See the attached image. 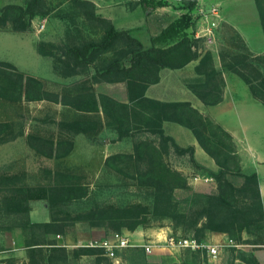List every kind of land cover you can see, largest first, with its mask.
<instances>
[{
  "label": "trees",
  "instance_id": "16d2710c",
  "mask_svg": "<svg viewBox=\"0 0 264 264\" xmlns=\"http://www.w3.org/2000/svg\"><path fill=\"white\" fill-rule=\"evenodd\" d=\"M81 8L82 17L91 23L101 26V34L97 39H87L81 43L58 46L59 53L53 54L45 47H53L51 43L40 42L36 52L43 56H51L61 64L57 72L63 77L82 73L93 67L94 82H123L126 100L119 101L102 92H94L91 88L68 93H55L44 87L41 79L18 71L7 61H0V98L8 101H40L47 100L66 105L79 113L77 118L68 122H58L62 128L74 133L90 135L100 128V121L90 114L102 115L105 122L112 126L116 138L128 137L132 132L144 131L157 135L164 141H170L175 153H186L192 161V146L179 147L170 136L164 135L162 122H174L188 129L198 146L217 166V171L206 170L207 175L216 181V193L206 196L207 205L193 210L190 215L180 213L177 217L185 219L184 230H190L192 238L197 242L205 239L206 232H222L234 244L264 245V221L261 201L254 172L243 173L239 169V157L230 134L218 124L204 117L187 101H160L144 95L147 86L158 81L161 68L177 69L186 63L197 60L193 70L197 77L186 79V87L204 104L215 105L221 101L223 79L221 69L210 65L212 56L209 52L200 53L196 41L201 37H189L182 33L188 25L186 13L168 23L157 35L149 36L150 45L144 47L132 36L131 29H121L95 11L90 0H72ZM262 0H254L264 38V12ZM183 7L190 11L195 0H181ZM165 4V3H164ZM47 9L44 0H26L23 5L16 3L0 4V27L9 25L13 31L24 32L34 17H44ZM159 40L163 44H156ZM160 43V42H159ZM108 54L104 63L96 66L101 56ZM258 55H264L258 54ZM209 62V63H208ZM208 63L209 66L206 67ZM227 70L243 78L232 65H223ZM210 78H216L221 86L199 91L198 86ZM251 96L255 98V86L244 81ZM204 86V85H203ZM264 90V77L259 74L258 83ZM212 93V94H211ZM264 107V97H260ZM88 114V115H87ZM27 142L37 141L33 149L44 157H63L72 148L68 139H43L34 134L26 135ZM62 146L60 150V146ZM64 147V148H63ZM104 166L117 174L133 179L138 186L153 189L152 214L157 216L174 215V202L171 191L186 186V179L180 171L170 168L163 159V152L153 142L140 138L132 142L131 152H116L104 158ZM140 167L131 171L132 165ZM197 168L201 165L195 163ZM225 174H236L243 182L233 185L225 178ZM15 175H0V189L4 190L5 207L9 213L18 216L20 223L14 226L0 225V233L18 227L36 230L40 234H64L74 223H85L90 228H101L105 231L121 233V230L132 232L138 226H144L149 220V207L139 202L124 206L105 204L84 211L70 213L60 209L61 205L82 198L85 189L74 184H51L26 186L17 185ZM246 200L244 205H237V195ZM44 200L49 211V221L29 222L27 214L29 201ZM246 232L253 237H242ZM41 239V238H40ZM40 239H24L27 244H38ZM44 239V238H42ZM41 239V240H42ZM29 251L32 252V249ZM79 254H101V249L81 247ZM245 264H259L249 254L242 253ZM0 264H13L11 259L0 260Z\"/></svg>",
  "mask_w": 264,
  "mask_h": 264
},
{
  "label": "rangeland",
  "instance_id": "374dc122",
  "mask_svg": "<svg viewBox=\"0 0 264 264\" xmlns=\"http://www.w3.org/2000/svg\"><path fill=\"white\" fill-rule=\"evenodd\" d=\"M157 1L174 3L176 5L173 6L174 9L184 8L181 0ZM236 1H240L237 6L229 5L232 9L229 11L231 22L241 30L252 48L259 47L262 51L259 49L256 50L258 52L250 51L231 23L218 20L212 34L197 40L196 44L200 53L209 52L211 56L215 57L219 64L216 69L226 70L232 73L235 79H239L238 82L234 81L233 85L230 84L232 85L230 86L231 91L236 93L235 106L239 114L237 115L233 108L225 104L218 106L199 104V106L205 112L201 113L204 117L219 126L221 125L218 121L225 122L229 126L233 125L235 131H238L235 125L238 117L247 127L246 134L250 144L255 147L256 152L260 151L264 156V107L260 101V97H264V90L257 86L259 74L264 77V55H258L264 53V38L254 1ZM25 2L26 0H0V4L23 5ZM99 2L107 3L109 0H99ZM260 3L264 12V0ZM44 4L47 15L42 18L34 17L26 31H13L9 25L0 27V61H7L13 64L18 71L41 79L45 89L51 92L73 93L84 88H91L94 92L106 93L116 100L125 101L126 92L123 82H105L103 80L94 82L93 67H88L80 74L63 77L57 72L62 67L59 62L51 56H43L36 52V46L40 42L53 44V47L46 46L45 48L53 54H58L60 51L58 46L81 43L87 39H97L102 32L101 26L88 22L82 17L81 8L72 0H44ZM129 8L110 6L100 8L98 12L101 15L108 14L117 27H137L130 30L132 36L136 37L144 47L149 46L150 38L145 32L147 19H145L144 8L142 9L140 5ZM196 10L197 8L194 7L186 12L187 10L184 8L177 12L180 16L186 13L185 16L188 17V25L182 33L189 37L193 36L192 31L198 20V16H194ZM156 44L163 43L159 40ZM107 56L108 54L101 56L95 65L104 63ZM208 63H205L206 67L209 66ZM212 63L213 60H210V65ZM223 65H232L233 69L242 74L243 78L227 70ZM172 73L176 78L181 72L172 70ZM245 80L255 86L256 95L255 98L251 96L253 100H250V103L245 101L246 93L251 95ZM217 86H221L220 82L216 78H210L197 88L199 91L209 88L216 91ZM78 116V112L60 103L47 100L12 102L0 98V175H15L18 179L17 185L74 184L81 186L85 189V195L82 198L66 202L60 207L61 210L70 213L105 204L115 206H124L134 202L146 204L150 211L149 220L144 226L134 229L140 232L144 243L155 239L157 233L192 238L190 230H184L185 219L183 220L177 215L185 213L188 216L194 209L197 210L201 206L207 205L206 196L216 193V181L207 175L206 170L216 172L217 166L213 165V168H207L201 165L202 168H197L194 159L190 161L186 153L182 155L175 153L169 140L164 141L157 135L148 132H132L128 137L117 139L114 129L105 122L100 113L89 115L100 121L98 131L90 135L74 133L57 124L58 122L71 121ZM172 125H174L172 133L179 144L187 143L189 137L193 139L188 129L175 123ZM177 127L181 130H177ZM163 133L169 136L164 131ZM27 134H34L53 141L68 139L72 141V148L63 157H44L33 149L34 146H37V141L27 142L25 138ZM140 138L148 139L159 146L167 165L180 171L186 179L185 187L175 188L171 191V198L174 202V215L172 216L152 214L153 189L151 187L138 186L133 179L117 174L104 166L103 161L106 156L116 152H131L132 142ZM172 141L174 142L173 139ZM62 146L65 147V145H61L60 150ZM139 167L135 164L128 169L134 171ZM239 169L243 173H250L243 171L240 164ZM260 175L262 176L261 172ZM206 178L208 179L206 180ZM225 178L235 186H239L243 182L236 174H225ZM5 193L0 189V225L11 227L20 221L17 215L9 213V207H5ZM242 197L241 193L237 195V205L239 206L246 202ZM77 223L81 227H88L85 223ZM22 232L27 239L45 237L36 230L24 229ZM111 232L113 231H109V233ZM125 232V230H121V234ZM208 235L209 232H206L202 242L208 243ZM241 235L243 238L253 237L246 232H242ZM152 252L153 255H164L163 259L169 264H201L204 259V256L199 252L168 246L162 248L160 243L152 249Z\"/></svg>",
  "mask_w": 264,
  "mask_h": 264
},
{
  "label": "crops",
  "instance_id": "0c3cea01",
  "mask_svg": "<svg viewBox=\"0 0 264 264\" xmlns=\"http://www.w3.org/2000/svg\"><path fill=\"white\" fill-rule=\"evenodd\" d=\"M90 1L94 4L96 13L102 17L108 18L115 27L117 26L115 25L114 20L108 14L101 15L100 12H98L100 11V8L121 6L124 9H128L129 7L133 8L140 5L142 9L144 8L146 13L145 19H147V27L145 32L148 37L157 35L168 23L178 19L180 15L177 12L184 9H174L173 6H176L174 3L164 4L157 0H109L107 3H101L99 0ZM239 3L240 1L235 2V0H197L194 7H196L197 10L206 9L211 4H217L218 9H221L219 13V21L231 23V26L245 41L248 49L252 52H258L256 50L259 49V47L257 49L252 48L241 30L230 20L231 17L229 16V11H232V9L229 5L234 4L237 6ZM197 10L194 16H197ZM195 24L194 30L192 31L193 36H195L198 20ZM117 28L136 29L137 27L126 26V28H124L122 26ZM259 51H262V49H259ZM212 60L214 68H217V66H219L218 61H216L213 56ZM196 63L197 60H192L177 69L161 68L158 71V81L147 86L144 95L148 98L160 101H187L200 113H205L199 106V104H204L186 87L185 82L186 78L197 77L193 70ZM184 69L187 70L182 71ZM172 70H177V72L181 73L174 78ZM221 77L223 79L221 101L215 105L218 106L220 104H225L226 106L233 108L238 115L239 112L235 106L236 93L231 91L230 86L233 85L232 83H234V81L238 82L239 79H235L232 73L226 70H221ZM251 98V95H247L246 93L245 101L250 103V100H253V98ZM206 115L217 121L215 118L209 116V114ZM173 123L174 122L163 121L161 124L163 131L174 140L177 146H192V157L197 164L206 166L207 168H213V165L215 166V164H213L211 158L198 146L194 138L191 139V137H189L185 144L178 143L172 133L174 126L172 125ZM218 123H220L224 130L230 134L239 157L241 169L245 172L249 171L256 174L264 221V156L260 151L256 152L255 147L250 144L246 134L247 127L238 119V117L235 121L238 131L233 129V125L229 126L221 121H218ZM177 130L181 129L178 128ZM260 172L262 173V176L260 175ZM28 204L29 210L27 219L29 222L49 221V211L44 200H32L29 201ZM109 234V231H105L102 228L81 227L78 223H74L72 229L64 234L46 233L44 234V239L38 241V244H30L27 246L29 243L24 242L25 237L23 236L22 230L18 227H14L11 230L0 233V260L11 259L13 264H111V261L101 254L76 253L78 248L87 247L85 246L87 242L98 241ZM124 235L128 238L130 245L116 252L121 264H169L163 259L164 255H153L152 251L150 253H145L143 251L139 245L144 243V241L138 230L132 232L126 231ZM165 235L166 234L160 235V233L156 234L159 238H162ZM208 239V243L221 245L219 247L215 264H245L241 258L243 252L252 256L259 264H264V245H231L229 244V239L222 232H210ZM30 249H32L33 253L29 251Z\"/></svg>",
  "mask_w": 264,
  "mask_h": 264
},
{
  "label": "built area",
  "instance_id": "2783aa9c",
  "mask_svg": "<svg viewBox=\"0 0 264 264\" xmlns=\"http://www.w3.org/2000/svg\"><path fill=\"white\" fill-rule=\"evenodd\" d=\"M196 15L198 16V26L195 31V37L210 36L220 17L218 5L211 4L206 9H198ZM207 179L208 178H206V180ZM159 243L162 248L168 246L186 249L190 252H199L200 255L204 256L201 264H215L219 247L221 246L217 244L197 242L193 238L174 237L171 235H165L162 238L156 237L155 239L142 243L139 246L145 253H150ZM229 244L235 245L231 240H229ZM129 245L128 238L124 234L117 232H111L108 236L98 241H89L85 244L87 247L101 249V255L108 258L111 261V264H121L116 252Z\"/></svg>",
  "mask_w": 264,
  "mask_h": 264
}]
</instances>
